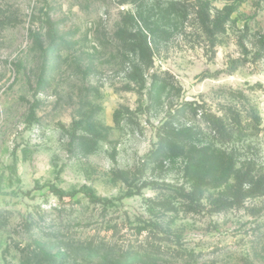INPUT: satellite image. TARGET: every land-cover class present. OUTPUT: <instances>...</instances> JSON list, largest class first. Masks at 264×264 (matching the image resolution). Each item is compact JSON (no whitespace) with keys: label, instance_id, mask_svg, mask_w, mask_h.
<instances>
[{"label":"rangeland","instance_id":"1","mask_svg":"<svg viewBox=\"0 0 264 264\" xmlns=\"http://www.w3.org/2000/svg\"><path fill=\"white\" fill-rule=\"evenodd\" d=\"M172 1L0 0V264H264V194L229 206L226 146L188 174L190 152L151 158L166 122L214 145L202 104L241 115L236 169L264 173V0H181L163 19ZM197 2L222 31L185 16ZM144 27L169 33L138 83L122 35ZM192 174L195 202L179 189Z\"/></svg>","mask_w":264,"mask_h":264},{"label":"trees","instance_id":"2","mask_svg":"<svg viewBox=\"0 0 264 264\" xmlns=\"http://www.w3.org/2000/svg\"><path fill=\"white\" fill-rule=\"evenodd\" d=\"M183 4V1L177 0L169 3L168 7L165 9V17L163 19H168L170 14L178 11ZM188 7V6H187ZM181 10V9H180ZM190 14V19L195 23L197 27H200L204 33L208 35H214L223 30V24L226 22L227 17L217 18L212 17L208 3H193L190 4V12L185 13L187 17ZM228 16V15H227ZM148 25V24H147ZM199 25V26H198ZM146 31V32H144ZM168 34V30L164 28L163 30L151 29L150 27H144L143 32L136 33V35L125 36L122 38L129 42V51L137 55V62L130 63L129 70L127 72V77L138 83H144L146 80L145 71L154 65V51L150 46L151 39H157L160 34ZM149 36H151L149 38ZM134 37L138 38V43L135 45L132 41ZM167 37V36H166ZM200 107H204L202 104H197L194 107L196 113H201L207 127L212 131L213 138L215 140L214 145H201V136L204 135L203 131L196 125H179L174 126L172 122H166L160 128L158 133V145L157 148L152 150L151 158L152 162H158L160 159L168 158L170 161L176 158L184 157L190 152V163L187 165L186 173L188 174V167H193L197 165V158L199 156H204L209 149L214 151L222 150L223 146H226L222 150L225 157V171L230 175L232 174L235 178V190L232 194V201L229 206L242 204L248 198H254L264 194V173H258L256 169L257 163L252 158H246L241 162L239 168L236 169L239 164V154L240 150H237L234 145V134L238 126L241 125V115L238 112L233 111V115L230 116L227 113L222 116H218L215 113L207 111V109H202L199 111ZM121 110L116 111L115 121L120 122ZM238 125V126H237ZM83 140L88 139L86 136L82 137ZM97 144V142H95ZM85 146V145H84ZM219 147V148H218ZM92 150V149H91ZM90 149L86 152H90ZM198 155V157H197ZM189 177V176H188ZM191 179V180H190ZM190 187L187 189L185 185H180L182 198L195 202L200 200L204 191L205 178L200 176L190 175L188 178ZM206 184V183H205ZM166 210H173L174 207L171 204H164ZM90 249V250H89ZM90 253H97L91 247L89 248ZM89 256L84 259H88ZM50 259H54L50 257ZM107 261L108 258L104 257ZM65 264V263H63Z\"/></svg>","mask_w":264,"mask_h":264}]
</instances>
